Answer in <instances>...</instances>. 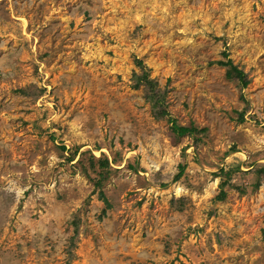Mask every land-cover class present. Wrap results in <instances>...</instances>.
Returning <instances> with one entry per match:
<instances>
[{
  "label": "rangeland",
  "instance_id": "374dc122",
  "mask_svg": "<svg viewBox=\"0 0 264 264\" xmlns=\"http://www.w3.org/2000/svg\"><path fill=\"white\" fill-rule=\"evenodd\" d=\"M263 168L264 0H0V264H264Z\"/></svg>",
  "mask_w": 264,
  "mask_h": 264
},
{
  "label": "trees",
  "instance_id": "16d2710c",
  "mask_svg": "<svg viewBox=\"0 0 264 264\" xmlns=\"http://www.w3.org/2000/svg\"><path fill=\"white\" fill-rule=\"evenodd\" d=\"M140 63L142 64V61H140ZM218 63L221 65H224V66H228V69H227V77L228 78L238 79L239 81H241L243 83L244 86L249 83V79L246 78V74L244 73V71L241 68H239L237 65L233 64L231 59H229L227 61L221 60ZM144 80L147 82V84L150 85V97L152 100V104L154 105V107H157L156 112H155L156 116L159 118L168 117V120H170V122H172L173 131L180 136L185 135L187 133H193L196 130L195 127L181 125V124L177 123L175 118H172L170 116V113L164 104L166 92L162 91V90L156 91V89H155L156 88V85H155L156 82L154 80L149 79L147 74L140 76L138 78L137 82L141 83ZM108 165H109V161L107 159L100 162V166L102 168H105ZM180 168H181L180 173H179V175H177V178L182 174V172L184 170V165L183 164L180 165ZM259 172H260V170H259ZM229 174H230V172H228L227 175L229 176ZM258 174H259L260 178H261V175L264 176V168H263V172L261 173V175H260V173H258ZM106 176H107V174H106ZM102 177H104V174ZM261 180H258L257 184L260 183ZM224 196H225V190L223 189V190H221V197H224ZM104 198L106 200V197H104Z\"/></svg>",
  "mask_w": 264,
  "mask_h": 264
}]
</instances>
